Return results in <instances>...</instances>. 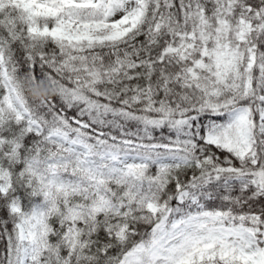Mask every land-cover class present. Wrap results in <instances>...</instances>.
<instances>
[{
    "label": "snow or ice",
    "instance_id": "1",
    "mask_svg": "<svg viewBox=\"0 0 264 264\" xmlns=\"http://www.w3.org/2000/svg\"><path fill=\"white\" fill-rule=\"evenodd\" d=\"M0 264H264V0H0Z\"/></svg>",
    "mask_w": 264,
    "mask_h": 264
}]
</instances>
